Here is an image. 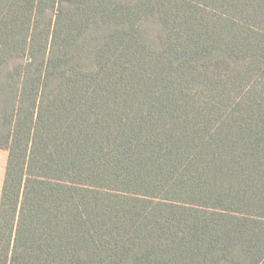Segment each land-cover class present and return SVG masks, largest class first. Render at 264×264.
Listing matches in <instances>:
<instances>
[{"label":"trees","instance_id":"1","mask_svg":"<svg viewBox=\"0 0 264 264\" xmlns=\"http://www.w3.org/2000/svg\"><path fill=\"white\" fill-rule=\"evenodd\" d=\"M0 264H264V0H0Z\"/></svg>","mask_w":264,"mask_h":264},{"label":"rangeland","instance_id":"2","mask_svg":"<svg viewBox=\"0 0 264 264\" xmlns=\"http://www.w3.org/2000/svg\"><path fill=\"white\" fill-rule=\"evenodd\" d=\"M7 153L5 151L0 150V187H1V180L3 178V172L5 167Z\"/></svg>","mask_w":264,"mask_h":264},{"label":"crops","instance_id":"3","mask_svg":"<svg viewBox=\"0 0 264 264\" xmlns=\"http://www.w3.org/2000/svg\"><path fill=\"white\" fill-rule=\"evenodd\" d=\"M5 163H6V161H5ZM4 170H5V167H4ZM3 177H4V172H3ZM1 181H3V178ZM1 186H2V182H1ZM0 191H1V187H0Z\"/></svg>","mask_w":264,"mask_h":264}]
</instances>
